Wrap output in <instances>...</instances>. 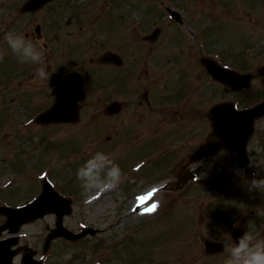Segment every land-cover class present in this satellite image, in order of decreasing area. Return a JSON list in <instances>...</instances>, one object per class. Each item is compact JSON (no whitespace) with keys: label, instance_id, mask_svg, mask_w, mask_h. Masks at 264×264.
<instances>
[{"label":"rangeland","instance_id":"374dc122","mask_svg":"<svg viewBox=\"0 0 264 264\" xmlns=\"http://www.w3.org/2000/svg\"><path fill=\"white\" fill-rule=\"evenodd\" d=\"M25 1L0 0V52H4L0 53V84L6 85L0 88V204L16 206L30 201L40 193L41 178L46 176L61 194L72 199L73 211L65 216L64 226L74 232L85 226L101 231L76 242L56 238L53 247L43 253L45 237L56 221L55 214H48L22 228L24 245L36 249L45 264H223L227 249L235 243V221L244 225L253 220L257 238H264V196L246 191L227 152L216 153L193 168L199 180L186 182L183 187L178 184L182 169L178 162L184 158V151L193 148L191 144L199 138L196 134L205 138L211 130L210 108L228 100L245 107L264 98L260 76L250 88L232 90L215 82L199 61L205 55L231 68L241 66L252 72L263 65L264 0H161L181 12V26L167 18L159 19L161 9L150 3L137 8L131 0L117 6L112 0H58L35 13L22 14L20 7ZM20 18L24 32L31 37L36 35L37 24L45 32L49 28L57 32L49 42V52L44 50L41 65L19 64L3 42L9 23ZM159 20L164 30L153 45L145 43L141 37L146 40L156 27L161 28ZM138 28L141 30L136 32ZM191 28L196 39L187 35ZM91 42L96 52L113 49L125 60V68H87L92 75L89 82L95 81L92 86H99L96 82H101L100 77L105 79V72V80L115 81L108 97L117 95V81L121 83L119 77L126 74L125 69L133 74L140 61L145 66L142 72L153 85L149 90L156 102L180 97L187 86L191 91L198 84L200 91L196 98L190 97V105L170 119L158 112L126 109L110 120L101 111L102 105L87 100L78 123L31 124L37 112L54 102L50 86L53 72L66 68L65 64L75 65L79 60L72 58V54L78 55L76 48L85 52ZM134 49L139 50L136 55ZM90 57L83 53L86 63ZM48 63L52 64L50 70L45 68ZM15 65L25 67L28 74L26 80L21 77L12 87L7 84L8 77L22 71L19 68L16 72ZM37 66L44 69L46 79L35 75L41 68ZM196 101L203 110L202 128L186 136L195 123L190 110H195ZM121 124H128L124 137L114 128L120 129ZM257 124L260 131L264 130V120ZM110 134L113 138L108 140ZM257 138L252 144L260 145ZM86 141L97 144L87 151ZM97 151L107 153L119 165L124 181L112 191L95 193L85 200L80 195L76 170ZM140 162L141 168L134 172L133 167ZM130 212L135 213L133 219H127ZM3 219L0 216V224ZM204 238L222 241L223 251L206 253ZM66 255L70 258L65 259Z\"/></svg>","mask_w":264,"mask_h":264},{"label":"water","instance_id":"95a60500","mask_svg":"<svg viewBox=\"0 0 264 264\" xmlns=\"http://www.w3.org/2000/svg\"><path fill=\"white\" fill-rule=\"evenodd\" d=\"M47 1L49 0H30L25 4L23 11H35ZM157 33H155L153 37H156ZM110 56H112L111 53H105L98 58V61H109L108 59ZM202 62L206 65L209 73L215 79L234 88L248 86L252 78V74L238 73L229 70L211 59L203 58ZM118 63H121V61H118ZM260 71L264 73V67L261 68ZM52 83L55 87L54 93L57 95V101L51 108L43 112L37 120L41 123L77 121L79 113L77 101L83 98V92L81 91L83 83L80 76L78 74L56 75ZM110 107L108 111L111 114L119 111L118 103H113ZM210 115L213 119L214 131L210 139L196 151L194 159H196V157L200 159L221 147L230 148L232 145H236V142H232L234 139L238 140L241 134L239 131L234 132L232 124L236 125L242 119H245L248 121L247 128L250 129L253 125V120L256 117L264 115V102L253 109L242 111L236 110L233 103L226 102L214 106L210 111ZM251 132L252 129L248 130L247 136H243L244 141H242L241 146L246 143ZM239 152L240 149L237 147L236 154ZM43 186L44 188L41 195L26 206L20 208L0 206V213L7 216L5 223L0 226V236L6 229H9L10 233H17L24 223L43 217L45 214L51 212L56 213L57 222L56 228L48 235L46 248L49 246L51 239L57 236H65L69 239L76 240L85 236L87 233L95 234L97 232V230L86 228L83 232L74 234L65 229L63 227V217L72 211L71 200L60 196L46 180L43 181ZM241 234L242 230L238 229L235 233L236 239H238ZM17 240H19L17 236L0 240V264H11L14 253L11 252L10 247ZM205 244L209 253H220L223 251V245L221 243L206 240ZM34 253V251H28L23 264H42L41 261H37L33 258Z\"/></svg>","mask_w":264,"mask_h":264},{"label":"clouds","instance_id":"9594fccd","mask_svg":"<svg viewBox=\"0 0 264 264\" xmlns=\"http://www.w3.org/2000/svg\"><path fill=\"white\" fill-rule=\"evenodd\" d=\"M3 42L7 45L11 54L19 64L41 65L44 60V49L41 42H34L31 36L23 32L7 31L3 34ZM66 74L78 72L83 76V72L75 66L65 64ZM35 75L39 79H46L44 69L39 68ZM255 153V154H253ZM247 168L252 169L251 179L245 175V169L235 167L234 174L240 178L242 186L248 193L256 192L264 196V151L253 148L247 152ZM204 173H201L203 176ZM122 174L119 165L107 154L101 151L91 154L82 165L76 170V179L79 181L80 195L85 200L95 193H103L116 189L121 181ZM260 217V213L256 211ZM233 228L243 227L242 234L235 240L233 246L227 249V257L223 264H264V238H257V225L249 219L244 225L235 221ZM70 256L66 255L65 259Z\"/></svg>","mask_w":264,"mask_h":264},{"label":"flooded vegetation","instance_id":"af4514ba","mask_svg":"<svg viewBox=\"0 0 264 264\" xmlns=\"http://www.w3.org/2000/svg\"><path fill=\"white\" fill-rule=\"evenodd\" d=\"M112 1H114L115 2L114 5L117 6L118 3L125 5V4H127L126 2L129 1V0H112ZM131 1H133L134 3H137L138 6H140L141 4L143 6V5L148 4V3L154 4V5H158L157 7L160 8L161 11H162V8L163 9H165V8L167 9V7H168V6H166V4L164 2H161V1H152V0H131ZM134 7H136V6H134ZM165 16L166 15L162 11L159 19L167 18V20L169 22H172L168 17H165ZM142 24H144V23H142ZM158 24L161 25V30L163 31L164 30V24L161 23V20H159ZM14 29L17 32H24L25 31L23 29L22 25L20 24V22H18L17 24H15ZM140 30L141 29L138 28L136 30V32H138ZM51 32H53L52 33L53 36H52V34L49 35V34H46V33L41 32L42 39H38L37 38V33H36L35 36H32L33 40L34 41L39 40L41 42V46L43 47V49L44 50H47L48 52H49V47H50L49 42L51 41V39L54 40L55 39L54 37L57 36L55 34V33H57L55 30H51ZM24 33L27 36L30 35L27 32H24ZM141 39L145 43H148V44H152L153 45V42L144 40V38H142V37H141ZM179 51L181 53H183L181 50H179ZM116 52L121 55L120 52H118V51H116ZM138 52H139V50L134 49L135 55ZM86 53H88V52H86ZM100 53H102V51H100V52L94 51V55H99ZM61 57L65 58L63 55H61ZM196 59H197V57H196ZM124 64H125V60H124ZM51 65L52 64L48 63L45 68L48 69V70H50L51 69ZM90 65H96V64H90ZM140 65H141V61L134 68L133 74H131L129 72V69H125L126 70V74L124 75V72L122 70L123 73L119 77V78H121V83H119L117 81V86L119 87V90H118L116 96H114V97H108L107 96V93H108L109 88H114L115 81H113V80L112 81L105 80V79H107L106 72H105V79H102V77H100L101 82L99 83V88H94L93 89L94 91H96L97 89H99V92L97 94L92 93L90 96H86L84 100L85 101L88 100V101H90L93 104H100V105H102L101 111H102V109H104V107H106V105L110 104L111 102H119L120 105H121L120 111L126 110V109H132V110H139V111H141V110L142 111H149V112H152V113H155V114L158 112L161 115H166V116H163L164 118L165 117H168L169 118L170 116L174 115V113H176V112L178 113V111L182 112L181 110H183L182 109L183 107H185V106L187 107V105H190L189 104L190 103V98H189V100L187 98L188 97H191L193 99V97H192L193 95L196 98L198 92L200 91L198 89L197 85H195L196 92L195 93H192L191 92L190 94H188V86H187V89H186L185 94L182 95L184 97V99H183L184 100L183 106L180 107V106L175 105L174 108H168L167 107V104L168 103H165V101H162V100H160L159 102H156V100L151 96V94H150L151 90H149V88H152L153 85H151L150 84V81L148 80V74L147 73H144V72H142L140 70V68H141ZM37 67H41V66H37ZM99 67L103 71H107L108 68L111 69V68H114V67H117V68H125L124 65L115 66L113 64L99 65ZM196 69H198L199 71H202L203 70L201 66H199V67L196 66ZM56 71L57 72L65 73L66 72V69H57ZM144 91L146 92V94H143ZM81 108H82V106H81ZM186 111H185V113H187ZM190 112L193 113V116H194L193 119L195 120V123H192V129L190 128L188 130V134L186 133V136H188V135H190V134H192L194 132L195 133H199L198 130L202 128V126H200V124L203 123V110L201 108V105L198 104L197 101H196V104H195V110L194 109H191ZM138 113H140V112H138ZM114 116H117V114L111 115V116L105 115V117L106 118L108 117V119H110V120ZM187 120H189V119L188 118L187 119H184V121H187ZM179 121H181V120H179ZM112 122H113L112 123L113 126H117V124L114 121H112ZM107 125H108V121H107V123L105 122L104 126L106 127ZM123 125H122V127L120 129L114 127L116 133H118L117 135H120L122 133L121 134L122 137H124L125 135H127V132H126L127 130L125 129V127H128V124L127 125L125 124L124 126ZM257 125L258 124L256 123V125H255L256 126V133L253 135V137L251 138V140L248 143L247 152L249 150L253 149V148H259L261 151H263V149H264V144H263L264 143V136L262 134L259 135V137H260V145L259 144H252V142L257 138V131L259 129V128H257ZM198 126H200V127H198ZM134 127H135V125H134ZM112 133H114V132H112ZM196 136L197 137L199 136V138H196V141H194L193 145L191 144V148L192 147L193 148L192 149H189L188 151L187 150L184 151L185 152L184 158L182 160H180V166H182V167H185L188 164V160H189V156H190L191 151H193L197 146H199L201 144V142L204 140V138H203L204 135L203 134H196ZM107 138H108V140H111L113 138V136H111V134H110V135H107ZM227 153L230 156V162L233 165H235L236 167L237 166L240 167L239 164H235V163L232 162V159H231L232 155L229 152H227ZM253 154H255V153H253ZM199 165H201V164H199ZM192 166L194 168H196L198 166V164H196V166H194V165H192ZM251 214H254V212H251ZM16 249H17L19 255H17V257L15 258V262L17 264H20L19 262H21L24 254L26 253L27 247L22 242H20L19 246H17Z\"/></svg>","mask_w":264,"mask_h":264},{"label":"bare ground","instance_id":"6f19581e","mask_svg":"<svg viewBox=\"0 0 264 264\" xmlns=\"http://www.w3.org/2000/svg\"><path fill=\"white\" fill-rule=\"evenodd\" d=\"M136 215H137V213H136ZM134 216H135V213L130 212L127 219H133Z\"/></svg>","mask_w":264,"mask_h":264}]
</instances>
